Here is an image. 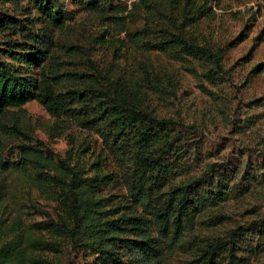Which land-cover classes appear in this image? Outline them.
<instances>
[{"label":"rangeland","instance_id":"obj_1","mask_svg":"<svg viewBox=\"0 0 264 264\" xmlns=\"http://www.w3.org/2000/svg\"><path fill=\"white\" fill-rule=\"evenodd\" d=\"M89 1L60 0L65 14L60 28L50 25L32 0H0V10L31 18L39 34L47 32L52 38L57 63H49L46 71L67 74L56 83L57 91L88 84L102 90L105 77L120 78L122 84L138 89L158 116L188 126L185 140L201 144L195 151L198 166L189 172L176 169L170 157L160 193L227 158L233 163L230 187L246 174L234 194L196 215L195 226L175 246L153 229L163 254L151 264H202L210 240L237 226L258 229V246L245 236L236 246L239 257L246 264H264V0H98L95 6ZM168 32L221 55L220 65L179 46L169 44L165 49L144 43L161 41ZM73 72L87 73L83 78L89 81ZM4 123L18 125L23 133H8L0 125V238L13 236L17 228L63 247L35 251L40 257L56 264H94V256L66 248L69 240L46 227L49 215L55 220L63 216L55 189L42 193L12 164L21 158V146L35 144L62 157L69 154L73 165L84 166L83 174L91 175L89 164L100 153L103 172L113 173L99 189L106 198V214L111 218L143 214L100 133L66 115L53 116L38 100L10 108L0 116ZM120 250L127 261L129 250ZM228 259V251H223L218 264Z\"/></svg>","mask_w":264,"mask_h":264},{"label":"trees","instance_id":"obj_2","mask_svg":"<svg viewBox=\"0 0 264 264\" xmlns=\"http://www.w3.org/2000/svg\"><path fill=\"white\" fill-rule=\"evenodd\" d=\"M32 1L50 25L63 26L65 14L60 0ZM97 2L90 0L88 5L95 6ZM31 20L0 10V44L5 43L0 47V116L7 114L10 108H21L38 100L53 116L66 115L82 127L96 129L109 157L118 163L128 191L142 207L143 214H121L116 218L106 214V198L99 195V189L111 181L113 173L103 172L100 153L94 152L95 159L89 164L91 175L83 174L84 166L73 165L69 154L62 157L51 148L44 151L35 144L21 146L22 156L12 165L42 193L55 189L61 197L63 216L55 220L49 215L45 225L69 240L66 248L94 256V264H151L157 261L163 248L152 236L153 229L159 231L169 246H175L183 233L195 226L196 215L234 194L246 174L230 187L233 163L227 158L210 163L200 175L191 176L183 184L160 193L170 157L176 169L189 172L198 166L195 151L201 144L185 140L188 126L174 118L158 116L140 96L139 90L131 84H122L120 78L105 77L102 90L88 84L85 88L57 91L56 83L67 74L57 69L46 71L49 63H57L52 52V38L47 32L39 34ZM144 43L165 49L169 44L179 46L189 54L211 58L215 65L221 62V55L180 34L168 32L161 41L145 40ZM71 75L88 76L81 72ZM150 81L147 78V82ZM0 125L8 133H23L16 124ZM111 162L107 163L109 167ZM256 227L237 226L225 236L212 238L206 245L208 249L202 264H218L223 251H228L226 264H246L237 254L236 246L247 235L249 241L258 246ZM12 231L13 236L0 238V264H56L36 255L35 251L47 247L61 250L59 242L20 233L17 228ZM120 247L129 250L127 261L123 260L126 255Z\"/></svg>","mask_w":264,"mask_h":264}]
</instances>
